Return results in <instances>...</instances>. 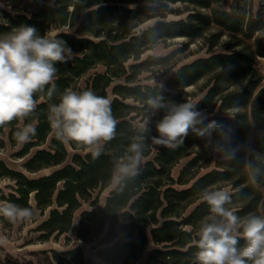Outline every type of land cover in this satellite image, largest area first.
I'll return each mask as SVG.
<instances>
[{
    "label": "trees",
    "instance_id": "trees-1",
    "mask_svg": "<svg viewBox=\"0 0 264 264\" xmlns=\"http://www.w3.org/2000/svg\"><path fill=\"white\" fill-rule=\"evenodd\" d=\"M0 1V32L21 24L34 26L41 35L65 40L72 50L65 63L57 64V91L51 100L38 94V106L31 116L4 125L11 127V136L20 129L18 124L22 121L37 130L29 142L23 143L18 155L23 157L35 148L23 166L30 173L43 170V174L29 176L0 159V175L15 182L13 190L3 198L30 207L33 221L38 213L48 210L36 227L41 237L68 233L82 202L89 200L96 188H105L113 181L115 164L127 154L134 138L143 137V159L152 154L157 120L146 126L134 123L139 111L148 107L146 101L150 97L162 95L165 101L177 102L184 94L183 87L207 75H211L204 87L207 92L194 105L202 113L210 106L217 107L219 114L197 125L204 134L190 129L183 143L175 148L159 145L154 156L140 165L137 175L117 181L100 208L82 211L76 236L82 241L100 238L103 247L97 249V255L107 264L138 260L151 239L162 247L152 249L146 263L192 264L197 251L193 243L195 229L210 211L200 199L203 189L228 181L233 189L228 192L229 207H235L238 216L264 215V74L257 59L264 58V36L260 34L264 31V0H258L256 12L251 0H231L229 8L224 5L226 0ZM177 2L193 8L183 17L158 19L138 29L150 17H165L167 7ZM207 31H211L207 38L211 44H216L222 35H229L225 42L227 51L180 65L168 77L165 88L135 84L143 66L164 63L172 54L149 55L137 62H129L130 59L139 58L159 40L184 36L192 42L203 38ZM99 64L105 70L89 75L81 85V77ZM121 79L124 82L117 83ZM65 89H92L110 101L118 121L116 132L111 141L103 143L97 157L86 147L61 142L50 130L48 106L57 103ZM233 108L235 113H230L228 109ZM213 121L223 127L224 133L207 127ZM225 133L226 147L235 153L231 158L221 146L225 144L221 139ZM214 143H219L221 157L214 168L200 175L190 173L197 160L204 158V151L199 150L181 168L178 177L172 175L173 167L189 154L192 146L206 148ZM253 175L255 182L250 179ZM175 184L186 186L176 188ZM193 203L196 205L188 211ZM119 225L123 237L119 235ZM243 243L241 240L240 246ZM55 259L58 264H95L79 245L61 255L56 252Z\"/></svg>",
    "mask_w": 264,
    "mask_h": 264
},
{
    "label": "clouds",
    "instance_id": "clouds-1",
    "mask_svg": "<svg viewBox=\"0 0 264 264\" xmlns=\"http://www.w3.org/2000/svg\"><path fill=\"white\" fill-rule=\"evenodd\" d=\"M71 55L65 40L41 35L34 26L21 24L0 32V126L31 116L38 106V94H45L51 100L57 91L54 83L57 64L65 63ZM146 104L153 113L162 112L156 123L158 135L153 137L156 145L175 148L183 143L190 129L204 134L197 125L206 117L193 103L168 102L161 95L150 97ZM228 111L235 113L236 109ZM47 119L58 140L86 147L94 157L100 155L103 143L114 138L118 123L110 101L92 89H65L57 103L49 104ZM207 127L224 133L223 127L214 121ZM36 134V127L28 123L15 132V137L23 144ZM221 139L225 141L221 145L225 155L233 157L234 150L226 147L227 134ZM143 150V137L134 138L127 154L116 162L114 178L137 175L143 163ZM250 179L255 182V175ZM200 199L210 211L195 229L193 243L197 251L192 264H264V215L238 216L229 207L230 194L222 189L205 188ZM33 215L30 207L0 202V217L9 223L26 222Z\"/></svg>",
    "mask_w": 264,
    "mask_h": 264
},
{
    "label": "rangeland",
    "instance_id": "rangeland-1",
    "mask_svg": "<svg viewBox=\"0 0 264 264\" xmlns=\"http://www.w3.org/2000/svg\"><path fill=\"white\" fill-rule=\"evenodd\" d=\"M231 0H226L224 5L226 8H229ZM254 12H256L259 2L258 0H251ZM0 5L3 6V2L0 1ZM188 8V10H186ZM193 6H187L181 2L171 3L165 11L167 14L165 17L160 15L153 16L148 18V20L141 25H139L138 29H143L148 27L150 24L154 23L158 19H177L178 17H183L187 12L191 11ZM181 11V13H176L175 11ZM54 31L50 32L52 34ZM211 31H207L206 35L203 38L196 39L192 42H188L189 40L184 36H178L174 38H166L163 40H159L156 43L152 44L149 49L141 53L139 58L135 60L130 59L129 62H137L140 60H144L145 58L152 56H164L167 54H172L164 63H153L147 66H143L140 72L136 75V83H142L143 85H158L162 88L166 87V81L170 75H172L180 65L185 63L193 62L192 60L198 57H206L212 53H218L221 51H227V47L225 46V42L230 39L229 35L224 34L218 40L216 44H211L207 38ZM260 34L264 36V31H261ZM188 42L187 45L185 43ZM258 67L262 74H264V58L258 57ZM105 70V66L102 64L93 67L89 70L85 75H83L80 79V84L84 85L88 76L93 74L94 72H103ZM211 75H207L206 77L200 79L193 85H189L183 87L184 94L179 98V101L175 103H184L191 102L195 103L197 100L202 98L207 90L204 89L207 82L210 80ZM118 82H124V79H121ZM115 84V83H114ZM264 84V81H262ZM113 86V84H112ZM109 88V92L111 93V97L113 96L111 89ZM128 101H131L129 99ZM203 114L208 120L209 117L219 114L217 107L213 106L208 107ZM162 112L153 113L151 110L144 108L139 111L137 118L134 119V123L140 126H146L151 123L152 120H159L161 118ZM25 123L20 122L18 124L19 128H22ZM10 126H4L0 128V159H2L8 166H12L18 170L26 171L29 176L35 177L40 174H43V170L38 171L37 173L28 172L24 166L23 162L32 154L35 150L33 148L31 153L20 157L18 155L19 150L23 146V144L19 143L16 140L15 132L11 136L10 135ZM154 137L158 135L156 132V127L153 129ZM152 145V154L143 159H149L154 156V154L158 150V146L155 143H151ZM220 149L219 143L209 144L208 147L203 148L198 145L192 146L189 154L182 157L181 160L173 167L172 175L178 177L181 168L186 165L191 158L197 154L199 150L204 151V158L198 159L195 166H193L190 170V173L197 172L198 175L203 174L209 171L211 168H214L216 165L217 159L221 157L218 156V151ZM115 176V174H114ZM114 178V177H113ZM117 179H113V181L105 188H96L93 191L92 197L82 202L81 208L78 209L73 217V224L68 233L51 235L50 238L45 239L41 237V231H37L36 227L39 225L40 221L46 218L48 215V210L44 214L38 213L37 220L33 221L32 219L12 224L9 223L3 217H0V264H58L55 259V253L63 254L67 249L79 245L82 250H84L85 256L90 257L95 264H107L97 255V249L103 247L101 243H99V239L97 238L94 241H85L79 240L76 236V232L80 226L81 213L85 209L96 210L102 206L107 197L110 195L111 189L116 185ZM13 185H15L14 180L9 179L0 175V202H7L3 195L8 196V193L13 190ZM176 188H182L186 185H174ZM209 189H222L224 191L230 192L232 191V184L228 181H224V183H217L210 186ZM196 204H192L189 206L188 211L191 210ZM236 210L235 207H233ZM121 220V218H120ZM123 220H121V223ZM120 223V225H121ZM120 225L118 226V231L120 237H123V233L120 231ZM149 234V230H148ZM151 239V234H149ZM155 247H162V244H156L152 241L149 242L147 249L141 255V257L128 264H148L146 263V258L150 251ZM121 264V263H120ZM155 264H162L161 262H157Z\"/></svg>",
    "mask_w": 264,
    "mask_h": 264
}]
</instances>
